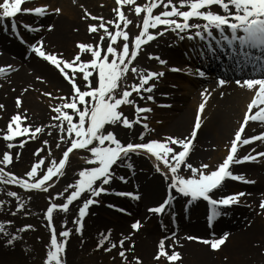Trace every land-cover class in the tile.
Listing matches in <instances>:
<instances>
[{
    "label": "snow or ice",
    "instance_id": "snow-or-ice-1",
    "mask_svg": "<svg viewBox=\"0 0 264 264\" xmlns=\"http://www.w3.org/2000/svg\"><path fill=\"white\" fill-rule=\"evenodd\" d=\"M29 0H0V22L5 18H11V30L13 34H18V25L15 17L20 14H33L44 16L48 13V7L36 6L34 8H24L22 5ZM116 7L113 9L115 20L105 21L103 17L92 16L87 10L84 11V19L91 18L99 21L97 24H89L87 32L90 35H99L100 43L77 42L76 53L71 58H65L62 54L48 53L43 47L42 41H36L29 45L30 50L45 62L54 66L58 70L63 79L70 85V96L59 97L63 103L51 106L56 113L52 117L53 120L59 121L58 127L60 133V142L56 143V148L60 149L61 143L67 146L62 152V157L58 162L53 159L48 164L46 171L42 175H38L41 167L46 163L45 158L41 155L44 148H37L35 153L36 162L32 163L30 169L27 170L23 177H17L14 173H5V168L13 163L12 154L9 151L3 153L0 159V182L7 184H16L25 190H43L48 191L53 186V177L59 179L63 174L66 163L70 154L74 150H85L90 153V157L82 158L86 164L93 165L85 167L78 171V179L74 183H69L62 192H57L49 196L50 201L64 197V202L57 205L49 203L44 217L47 221V227L50 230V243L46 245L48 249L43 264H64L61 253L65 252L66 240L70 236L69 230H63L59 233L61 241H58L57 233L53 225V212L59 209L67 213L70 205L81 197L82 193H88L89 197L85 199L78 208V213L73 219L76 233H82V220L85 217L86 210L90 205L98 203L94 198L101 194H109L110 190L106 187L115 177L113 167H123L127 161V167L134 168L130 162V156L143 152L149 158L155 160V171L159 173L166 184L165 198L156 206L147 209L151 214L161 215L172 204L173 196L169 190L190 198L187 201L186 208L198 198L207 201L211 206V213L208 216L209 226H212L214 217H218L224 213L218 210V206L230 207L233 204H239L240 198L249 195L245 192L230 193L223 195L219 199H214L211 195L213 191L223 187L226 180H235L244 183H254L255 181L246 180L243 174L234 173L230 170L232 165L256 162L258 159H264V151L255 152L251 150L248 154L238 157V150L245 145H249L255 141H264V132L259 135H252L248 138H242V133L248 122H264V0H178L179 6L173 3V0H148L144 5L135 4V0H115ZM134 5L131 11H134L137 17L143 13L142 26L139 27V34L131 37L125 29L132 23L124 12L123 6ZM163 6L164 11L153 15L154 9ZM213 6L219 7L220 12H213ZM186 9V10H182ZM52 12L59 13L60 9H52ZM223 13V14H221ZM179 18V19H176ZM195 19L200 23H191ZM123 24V28L120 24ZM115 25V31L110 30V26ZM25 30L40 31V27L33 28L32 25L21 24ZM158 26H164L160 32H150ZM52 25H48V29H52ZM103 31V35L100 33ZM167 31H172L180 40L185 38L192 40L199 38L200 41H207L202 47L207 49V53L212 54L214 46L211 41H215L216 45L226 42L229 48H236L238 42L239 50L236 51V67L240 68L245 78L241 81L237 79L235 82L238 86H245L249 90L254 91V96L247 105V111L243 115V122L239 128L235 130L234 137L230 140V146L227 147L226 156L222 162L218 163L214 168H210L207 163H201L199 167H194L187 162L190 154L191 146L197 137L198 129L201 128V113L205 109V103H200L195 114V124L191 128L190 134L183 138L166 135L163 139L153 138L146 142H128L123 144L116 137L113 131H106L105 127L122 126L125 129H132L134 124H140L142 129L149 126L142 121L146 119L142 113L151 112L150 107H140L136 101L131 99L134 92L141 100L145 99V93H148L146 99L153 101L155 83L163 75V72L147 71V74L139 73L135 67H131L142 46L153 41L159 35H164ZM229 32L230 35H226ZM238 32L242 34H238ZM218 34V35H217ZM122 38V39H121ZM22 39V38H21ZM107 39L106 51L101 47L104 40ZM27 43V42H25ZM115 45V46H114ZM246 49H255L260 55H253L251 51ZM205 53H200L204 55ZM90 55V59L83 60L82 56ZM148 59H156L160 65H165L166 61L158 55L148 53ZM251 65L255 75H249L243 72V69ZM70 70V71H69ZM170 71H179L175 66L169 68ZM5 68L0 67V72H4ZM131 71L134 76H138L139 83L132 85H124L121 81L126 79L127 74ZM188 74L197 75L203 78L206 73L203 70L196 69L195 72L189 68ZM84 83L82 90L78 84L81 80ZM37 80H42L37 77ZM93 80L95 83H93ZM226 80L218 79L219 85H224ZM147 85V87H146ZM173 87H175L173 85ZM27 91V89H25ZM44 96L52 98V93L44 92ZM166 95V93L164 94ZM207 99L205 92L201 93ZM223 95V93H221ZM123 105H135V116L133 119L126 117L119 109ZM15 106L19 110L22 107L20 97L15 100ZM4 105L0 104V109H4ZM253 109H256L253 112ZM27 110L22 116L19 111L11 115L7 121L6 131L3 133V139L7 143L6 147L12 149L14 144L11 141L24 134L31 132L30 138H35L37 133H42V127H36L31 131L29 126H21L27 120ZM74 117L78 119L74 120ZM66 125V126H65ZM67 133V135H63ZM139 139L144 140V132L141 131ZM107 142V143H106ZM25 141L20 140V146H24ZM49 142L43 141V145L47 146ZM177 148L179 150H177ZM19 156V153L15 154ZM49 155L51 152L49 151ZM163 165V167H161ZM182 166L190 171L191 175L185 176L181 174ZM122 183H126L125 177H119ZM111 194L139 199L138 194L133 192H117L111 190ZM8 196L17 197L16 192H8ZM3 201H0L2 204ZM109 207H116L109 205ZM260 211L264 213V197L260 199L258 205ZM24 208L22 202L16 206V212ZM125 212V209H118ZM174 215V213H173ZM8 224L11 221L7 222ZM66 223V221H65ZM141 227L140 221H134L130 228L138 231ZM163 227V225H162ZM31 225H25L18 231L31 229ZM0 232H4L3 225H0ZM109 234L101 235L97 242V248H102L104 252H111L116 248L120 251L117 253L121 258L122 264H131L128 260L127 253L133 251L134 241L125 248V245L131 239L132 233L128 235L121 234L118 241L109 242L111 230ZM173 243L166 245L169 237H162L157 245V251L153 257L154 260L160 261L164 259L168 264H176L180 260V254L172 250L169 254L168 249H174L178 241L174 239L175 234H171ZM229 234L227 232L215 238L213 233L212 239H203L205 245H209L212 250H217L222 246ZM18 239L16 235H11L4 241L5 246H11ZM187 239H198L188 236ZM109 242L108 247H104ZM134 264H142L139 257L133 256Z\"/></svg>",
    "mask_w": 264,
    "mask_h": 264
},
{
    "label": "bare ground",
    "instance_id": "bare-ground-1",
    "mask_svg": "<svg viewBox=\"0 0 264 264\" xmlns=\"http://www.w3.org/2000/svg\"><path fill=\"white\" fill-rule=\"evenodd\" d=\"M29 2H26L22 7H29ZM39 1V0H38ZM45 1V0H44ZM173 3L179 6L178 0H173ZM49 5L50 10L55 9L56 5H59L60 12L52 13L49 12L44 16L39 17V21L34 25L30 24L31 20L25 23V25H32L33 28L40 27V31H27L21 26V32L23 33V42L15 41L13 38L9 39L8 44L5 41L0 42V67L5 68L4 72H0V104H3L4 109H0V132L1 129L6 127L7 120L16 113L17 111L23 116L25 110H27V120L22 123L23 126H29L31 131H34L36 127H42L44 131L37 133L35 138L27 139L23 137H30L29 134H24L20 137L14 138L11 143L14 144L12 149L6 147L7 141L3 139V135L0 133V154L5 151H9L12 154L13 163L7 166L8 169L16 172L20 167L25 166L28 168L32 163L36 162V156L33 154L37 148L43 147V153L50 149L55 151L56 143L60 142V136L62 135L58 127L59 121L53 120L52 117L56 113L52 110L51 106L63 103L59 97L70 96V85L66 82L63 77L59 74L58 70L54 66L45 62L42 58L37 57L32 51L29 50V45L36 41H42L43 47L48 53L62 54L65 58H71L75 55L77 49V42H88V43H100L99 35H90L87 32V26L89 24H97L99 21L91 18L84 19V11L87 10L92 16L103 17L105 21L113 20L111 10L107 8H100L95 4L94 0H49L44 5L39 4L37 6ZM106 8V9H105ZM186 10V9H185ZM213 12H220L221 10L217 6L211 8ZM21 16L20 14L17 15ZM15 17V19L17 18ZM25 16V14H23ZM33 20L34 17H31ZM5 18L0 24H4ZM193 19L191 23H200ZM48 25H52V29H48ZM114 25L110 26V30H113ZM163 27H158L155 30L150 29L153 34L160 32ZM171 33L159 35L156 39L148 42L142 46L139 51L138 58L135 59L131 67H135L139 73H143L146 69L156 67L159 72H163L164 75L158 81H152L156 87L151 95L154 96L153 101H148L145 93V99L141 100L136 94L132 93L131 99L135 100L136 103L140 102V107H150L151 112L142 113L145 116L142 122L146 123L149 127L142 129L141 126L134 124L132 129H125L122 126L117 125L112 131L116 134L118 139L127 140L130 142L139 139L141 131L144 132V138L151 137L163 139L166 135H172L175 137H183L189 135L188 124L191 109L194 107L193 118L191 121V128L195 124V114L197 112L199 104V96L202 97L203 103H205V109L201 113V128L198 129L197 137L195 138L191 151L187 157V162L192 164L194 167H199L201 163H207L210 168H214L216 163L224 158L227 153V147L230 146L229 137L232 131V127L236 123L239 114L242 116L245 113L247 105L249 103L248 97L254 95V91L249 90L245 86H238L235 82L237 79L241 81L245 77L242 74L241 69L233 71V68H229L228 71L222 72L225 75L223 79L226 80L224 85H219L218 81L214 80V77H199L196 80L187 79L190 83V90L187 93H175L172 90L174 87L180 86L183 83L182 78H186V74L177 73L170 71L169 69L159 68L157 63L148 59V53L161 52L167 54L163 58L169 67L177 66L180 62L192 61L202 69H208L211 72H218L220 70L221 62L213 57L208 62L194 59L190 56V53H186L194 42L183 41L179 46H173V49L168 48V42L171 38ZM103 35V31L100 33ZM218 35V34H217ZM32 39V41H31ZM31 41V42H28ZM27 42V43H25ZM107 39L104 40L101 47L104 49ZM219 52H221L219 50ZM222 55V54H221ZM83 60L90 59V55L82 56ZM235 64V62H232ZM232 65V64H229ZM155 69V68H154ZM155 70L154 72H156ZM70 71V70H69ZM233 71L230 75L229 72ZM244 73L249 75H255L251 65L243 69ZM145 74V73H143ZM147 74V70H146ZM227 74V75H226ZM37 77H41L42 80H37ZM176 77V78H175ZM228 80V81H227ZM93 83L95 81L93 80ZM133 83H139L138 76H134L131 71L127 74L126 79L121 84L132 85ZM79 86L82 90H85L84 83L81 80L78 81ZM163 84L161 95L158 94V90L161 89L159 86ZM27 89V91H25ZM157 90V91H156ZM44 92L52 93V98L44 96ZM205 92L207 99L201 95ZM166 93V95H164ZM223 93V95H221ZM135 95V96H134ZM189 96V97H188ZM17 97L21 98L22 107L18 110L15 106V100ZM190 97L192 99H190ZM197 98V99H196ZM196 101L193 103V101ZM124 110L122 113L129 119H133L135 116V110L129 105H123ZM78 117H74V120ZM250 121L248 123H251ZM255 124V123H254ZM252 125L244 130L242 138L247 133H251L255 130L264 129V124ZM66 126V125H65ZM165 127V131H161V128ZM67 135V133H63ZM234 137V132L231 134V138ZM230 138V140H231ZM20 140H24V146H20ZM47 140L49 144L43 145V141ZM140 140V139H139ZM107 143V142H106ZM127 144V143H125ZM260 145L261 150H264V141H258L256 143ZM242 146L240 149H242ZM239 149V150H240ZM19 153V156L15 154ZM84 154V152H82ZM146 156L143 152L138 153V157L135 158L130 156V162L134 165V168L130 170L126 165L127 161L124 162L125 166L113 167L115 177L106 187L110 190L109 194H101L96 197L98 203L90 205L86 210L85 217L82 220V233L75 232V224L73 223L74 217L78 213V208L82 205L88 193H82L81 197L77 201L70 205L67 213L57 209V217L55 218L57 238L60 239L59 233L63 230H69L70 236L66 240L65 252L61 253V258L64 264H72L76 257V254L81 250L86 241L93 242L96 238L98 241L101 235L109 234L108 230H111L109 242H115V238L119 235V232L124 231L121 219H119L121 211L115 212L109 207V205H116L123 197L119 195L111 194V190L118 192L117 188L123 187L122 191H130L139 195H142V201L133 203V209L126 215L130 219L128 223L129 232H125V236L130 232L132 233L130 241L125 245L127 248L134 241L133 251L128 252V260L131 264H134L133 256L139 257L142 264H160L162 260L156 261L153 259V253L157 251V245L162 237H169L166 240V245L173 243L172 233L175 234L174 239L178 241L174 249L169 248V254L172 250L177 251L180 254V260L176 264H227L229 260H234L238 264H264V213H262L258 207L260 199L264 197V160L255 162L256 164L243 163L241 167H236L235 172L243 174L245 179L253 180L254 183H250L247 188H251V194L240 198L239 204H233L230 207L218 206V210L221 211L222 215L214 217L212 220V226H209V221L206 225L202 224L201 218H203V210H205V203L202 198H198L191 205L186 208L188 199L182 195L175 193L174 190H169L173 196L172 204L167 207V210L162 215H168L171 212L170 208H176L174 211L179 216V222L175 224L171 223L168 219H151L154 214L149 213L145 208L143 209L144 203L157 201L161 194L166 195V182L164 178L157 173L155 169L154 158H148V161L141 158ZM47 158V156H45ZM90 155L85 154L84 157L77 156L79 163L86 166H93L86 164L82 158H88ZM254 163V162H252ZM81 166V167H82ZM81 167L78 169L80 170ZM163 167V165H161ZM248 168H253L254 172L252 178L246 176ZM131 171H139L143 177L146 174V179L137 182L133 176L129 174ZM185 176L191 175L190 171L186 170L182 166V172ZM181 172V174H182ZM74 175L71 176L66 173L61 182L62 189L64 190L69 183H74L76 179H73ZM125 177L126 183H122L119 177ZM227 181V180H226ZM224 182L223 186H231L229 182ZM235 185H232L231 193L241 192L240 190L245 187L243 182L235 181ZM167 184V182H166ZM252 197L258 199L256 204L250 202ZM255 202V200H252ZM159 202V201H158ZM161 203V201L159 202ZM159 203L152 205L156 206ZM192 219L186 220L184 217L190 214ZM184 215V216H183ZM141 222V230L133 231L130 228V223L134 221ZM44 221V220H43ZM66 221V223H65ZM4 220L1 225L4 227V232H0V243L3 246V258H15L19 259L22 257V248L20 245V239H16L14 244L11 246H5L4 241L11 235L18 237L19 227L16 223ZM34 222L41 225L43 222L39 217V214L34 215ZM46 224V223H45ZM163 225V227H162ZM42 226V225H41ZM178 227L180 229H178ZM122 228V230L120 229ZM176 231H178L176 233ZM41 234V230H37ZM229 234L226 242L220 246L217 250H212L209 245H205L203 239H212L213 233L215 238H218L223 233ZM184 233V234H183ZM188 236L196 237L198 239H187ZM42 241V236H41ZM59 241V240H58ZM106 242L105 244L109 243ZM227 243V245H226ZM226 245V246H225ZM116 252L120 249L116 248ZM114 251V250H113ZM153 252V253H152ZM4 263V262H3ZM110 264V263H108ZM115 264H122L121 258L118 256V261ZM163 264V263H161ZM164 264H168L164 261Z\"/></svg>",
    "mask_w": 264,
    "mask_h": 264
},
{
    "label": "rangeland",
    "instance_id": "rangeland-1",
    "mask_svg": "<svg viewBox=\"0 0 264 264\" xmlns=\"http://www.w3.org/2000/svg\"><path fill=\"white\" fill-rule=\"evenodd\" d=\"M48 1L49 0H45V1L44 0H39V1L38 0H31L28 8H34V7H36L39 4L44 5ZM94 1H95V4L98 7H100V8H102V6L103 7L110 6V7L107 8V10L108 11L111 10V14L113 16V20L116 19L115 15H114V12H113V9H115V7H116L115 0H94ZM147 2H148V0H135V4H138V5H141V6L144 5ZM46 6L48 7V13L52 12V10H50V8H49L50 6L49 5H46ZM133 7H134V5H132V6L125 5V6H123V9H122V11L124 12L125 16L129 20L132 21V23L125 29L126 31L129 32V35L131 37H134L135 35L139 34V30L140 29H139V27L137 25H141L142 26V19H143V13H141V15L139 17H137L136 14L134 13V11L130 10ZM55 8H59L60 9L61 7L59 5H56ZM182 10H185V9H182ZM162 11H164V8L161 5L160 7H157L156 9H154L153 15L158 14V13H160ZM52 13H54V12H52ZM31 17H34L35 19L33 20ZM39 17L40 16H38V15L25 14V16H22L21 20L23 22H28V23L31 20L32 22H30V24L34 25L35 23H37L39 21ZM176 19H179V18H176ZM120 27L121 28L124 27L122 23L120 24ZM115 30L116 29H115V25H114V28L111 31H115ZM31 41H32V39H31ZM31 41H28V42H31ZM180 41L181 40L178 37H176L175 34H173L171 39L167 40V42L170 43V44H168V48L167 49H173V46H171V44H173V43L179 44ZM107 43H108V41L106 42V45H105V48H104L105 51H106V48H107ZM191 49L196 51V49L193 48V47ZM205 51H206V48L202 47V43L199 44V55H200V53H205ZM153 54H157V55L160 54V55H162V57H166L167 56L166 52L165 53H161V52L157 51V52H155ZM200 56L202 58L206 57L205 54L204 55H200ZM151 60H155V59H151ZM169 68L170 67H167V65L165 66V69H169ZM176 68L179 69V71L176 72L177 73L176 76L179 75V73L184 72V73H186V76H185L186 78H182L183 83H181L180 86L178 85V87H174L172 90L176 91L175 93H179V94L184 93L185 94V93H187L190 90L189 89L190 88V83H189V81H187V79L192 80V79L195 78V77H193L195 75L188 74L187 70L190 68L192 70V72H195L196 69H199V68L196 65H193L190 62H180V64H178L176 66ZM146 70H148V69H146ZM146 70L143 73H145ZM205 73L208 74L207 72H205ZM207 77H209V75ZM219 78L220 77L218 75H216L215 79L218 80ZM124 80L121 81V84L124 82ZM159 86L161 87V89L158 90V91H160V92H158V94L161 95L163 84H160ZM253 96H254L253 94H252L251 97L249 96L247 98L248 101L251 100L253 98ZM190 99H192V98L190 97ZM196 99L193 101V103L196 101ZM198 99L199 100H198V102L196 101V104H200V102L204 100V99L202 100V97H200V96H199ZM136 104L140 105V102H137ZM130 106L133 108V110H135V105H129V107ZM119 110L122 112L124 110V106H121ZM193 112H194V107H192L191 114L189 116V124L187 126L189 132H190V126H191L190 123H191L192 118H193ZM241 118H243L242 117V113L239 114V117L237 118L236 123L232 127V131H230L231 134L233 132H235V130H237L239 128ZM253 123H256V122H253ZM262 124H264V122ZM251 126H252V124H248L247 125V127H251ZM115 128H116V126L108 125V126L105 127V132L106 131H112ZM165 129H167V128L162 127L161 131H165ZM260 130L261 129H259V130L257 129V130H255V131H253L251 133H247V136H245V137L248 138V137H250L252 135H257L258 132H260ZM5 131H6V127L5 128L3 127L1 129L0 133L3 135V133ZM261 132H264V129H262ZM231 134H230L228 142L230 141ZM185 136H187V135H185ZM185 136H183V137H185ZM23 138H26L24 140H27L28 138L31 139L30 137H23ZM149 139H152V138L151 137H146V138H144L143 141H141L139 139L136 140V141L146 142ZM121 142L123 144H125V143H128L130 141L122 140ZM66 146H67L66 143H61L60 149H56L55 151H51L50 149H48V150H46L43 153V157L45 158L46 163L41 167V170L38 173V175H42L43 172L46 171V168H47L48 164H50L53 159H55L58 162L59 158L62 157V152H63V150H64V148ZM253 149L255 151L252 154H255V152L264 151V150H261L260 146H256L255 145V146H251L250 147V146L247 145L246 147H244V148H242L240 150L241 154L238 157H242L243 155L248 154ZM177 150H179V149L177 148ZM49 151L51 152V155H49ZM82 152H84V154ZM85 154L90 155V153H88L85 150H74V152L72 154H70L69 160L66 163V166H65V169L63 171V174L61 175V177L59 179H57L56 177H53V186L51 188H49L47 192H45L43 190H25L24 188H22V187H20L19 185H16V184H7L5 182H0V201H3V203L0 204V225H1V223L4 220H6V221H11V222L16 223L17 226L19 227V229L23 228V226H25V225H31L32 226L31 229H28V230H25V231H19V233H18V239H20V245H21V248L23 250L21 258H19V259L9 258V257L3 258V256H2L3 255V246L0 243V264H43L44 259L46 257V252L48 250L46 248V245H49V243H50V230L46 226L47 225V221H46V219L44 217V212L46 211L49 203H53L54 202L57 205H59V204H62L64 202V197L57 198L54 201H50L49 200V196L50 195H54L57 192H62L63 191L62 182H61L63 176L66 173H68L69 176H71L72 174L78 173V171H79L78 168L81 167L82 164L79 163V161L77 159V156L78 157H80V156L84 157ZM2 156H3V154H0V159H2ZM45 156H47V158ZM132 156L137 158L138 157V153L134 154ZM141 158L146 160V161H148V158L146 156H144V155L141 156ZM221 160L222 159H220L216 163V165L218 163H220ZM259 160L261 161V160H264V159H259ZM30 166L28 168H26L25 166H22L16 172H13L12 170H10V169H8L6 167L5 168V173L11 172V173H14L17 177H23L24 173L27 170L30 169ZM0 167H4V165H0ZM85 167H89V166H86V165L83 164L81 169H83ZM234 169H235V167H234ZM248 169H250V170H248L247 172H250V173H248L247 176L252 178L253 175L251 174V172H254L255 170H253V168H248ZM130 170H132V169H130ZM184 173H185V171L182 172L183 175H184ZM129 174L131 176H133V178L137 182L138 181L141 182V181L146 179V174L143 177L142 173L139 172V171H136V172L135 171H131V172H129ZM73 179H78L77 175H74ZM231 181H233V180H231ZM229 183L231 184V186H226L225 187V185H224L216 193V195L217 196L228 195L230 193V190L233 187L232 185H235V183H231V182H229ZM165 185H166V182L163 183V186H165ZM250 186L251 185H249V187ZM247 187L248 186H245L240 191L248 193V194H251L253 191L251 192V188H247ZM118 189H127V188L119 187V188H117V190ZM10 191L11 192H16L17 193V197L8 196L7 193L10 192ZM88 197L89 196H86L85 199H87ZM163 197H164V195L161 194V196L159 197V199L157 201L144 203V204H142L143 205L142 208L143 209L145 208V210H147V208H149L151 205H155V204L159 203L160 201H162ZM250 198L252 199V197H250ZM253 199L255 200V202L252 201ZM253 199L250 202H252L253 204H256L258 202V199H256V197L253 198ZM140 201H142L141 193H140ZM20 202H22L24 204V208L21 211L17 212L15 215H13L12 213L16 212V206ZM124 202H125V200L121 201L120 205H123ZM118 204H116V205H118ZM111 209H112V207H111ZM171 209H172L171 212H170L171 223L175 224L176 222H179V216L177 217L176 212H174V211L177 210L176 208L173 207ZM173 213H174V215H173ZM36 214H39V217L41 218V221L43 222L41 224L42 226L38 225V224H36L34 222V215H36ZM57 214H58L57 211L54 210V212H53V225H54L55 229H56L55 218L57 217ZM118 216H119V219H121V221H122V225L125 224V227H123L124 231L119 232V235L115 238V241H118L120 239L121 234L125 235V232H127V231L129 232L128 223L132 222V221H130L129 218H127V217L125 218L121 214L118 215ZM192 216L193 215L190 214L185 219L186 220H189V218L192 219ZM156 218L159 219L157 215H153V217L151 219L153 220V219H156ZM205 220H206V211L203 210V218H201V221L203 222L202 224L205 223ZM130 225H131V223H130ZM141 228H140V230H141ZM120 229L122 230V228H120ZM178 229H180V228L178 227ZM37 230H41V232H40L41 234H39L37 232ZM177 232L178 231H176V233ZM16 236H17V234H16ZM41 236H42V241H41ZM58 240L60 241L59 238H58ZM97 242L98 241L96 240V238L93 240L92 243H90L89 240L86 241L84 243L83 247L81 248V250L76 254V257H75L74 262L72 264H108V263L115 264L118 261V254H117L118 252L115 251L117 249H115L114 251L106 253V252H104L102 250V248H97ZM108 244L109 243L105 244L104 247H108ZM226 245H227V243H226ZM155 253H156V251L153 253V257L155 255ZM164 261H166V260H162L161 263L164 264ZM227 264H238V263H236L234 260H229V262H227Z\"/></svg>",
    "mask_w": 264,
    "mask_h": 264
}]
</instances>
